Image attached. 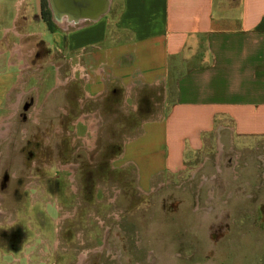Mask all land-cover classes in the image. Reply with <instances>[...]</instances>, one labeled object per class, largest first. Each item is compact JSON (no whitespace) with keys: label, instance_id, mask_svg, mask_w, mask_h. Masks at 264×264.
I'll list each match as a JSON object with an SVG mask.
<instances>
[{"label":"rangeland","instance_id":"obj_1","mask_svg":"<svg viewBox=\"0 0 264 264\" xmlns=\"http://www.w3.org/2000/svg\"><path fill=\"white\" fill-rule=\"evenodd\" d=\"M43 3L40 18L49 13L57 28L49 1ZM46 40L23 45L32 49H24L23 59L11 58L16 66L6 71L23 90L10 96L14 102L18 92L21 101L8 140L0 142V264H264V169L243 187L228 182L231 155L223 137L221 174L203 181L212 171L194 172L196 166L204 156L212 164L218 153L213 134L204 130L209 123L195 120L177 130L202 148L185 154L186 168L161 174L164 126L150 123V140L137 142L139 157L128 138L137 126V103L139 114L143 107L150 115L163 112L173 86L128 94L118 82L101 89L99 75L84 60H76L71 83L68 55ZM81 114L90 134L76 125ZM88 136L84 150L80 140ZM121 150L128 151L123 158ZM260 153L254 144L248 154Z\"/></svg>","mask_w":264,"mask_h":264},{"label":"crops","instance_id":"obj_2","mask_svg":"<svg viewBox=\"0 0 264 264\" xmlns=\"http://www.w3.org/2000/svg\"><path fill=\"white\" fill-rule=\"evenodd\" d=\"M40 17L41 0H0V142L8 140L23 90L6 73L16 66L11 58L23 59L24 49H32L23 45L49 39L60 45L57 53L71 58L73 81L80 66L75 68L76 60H84L99 75L101 89L118 82L128 94L134 88L143 93L173 86L174 96L163 112L150 115L143 107L139 114L137 103V126L128 138L135 140L131 151L139 157L143 149L137 142L150 140V123L164 126L161 174L186 168L185 154L202 148L193 147V135L177 130L179 123L195 120L209 123L204 130L213 134L218 153L212 164L207 166L204 156L196 166L194 172L212 171L203 181L221 174L217 166L221 168L225 153L223 137L231 155L228 182L240 181L243 187L255 170L264 169V0H112L97 21L67 22L52 31ZM254 144L262 150L255 157L248 154ZM3 152L2 147L0 163ZM127 153L121 150L120 157ZM149 178L152 184L155 178ZM209 194L213 201L214 192Z\"/></svg>","mask_w":264,"mask_h":264},{"label":"water","instance_id":"obj_3","mask_svg":"<svg viewBox=\"0 0 264 264\" xmlns=\"http://www.w3.org/2000/svg\"><path fill=\"white\" fill-rule=\"evenodd\" d=\"M53 21L60 25L63 18L78 24L83 21H97L105 15L110 6L109 0H48ZM62 27V25H60Z\"/></svg>","mask_w":264,"mask_h":264},{"label":"flooded vegetation","instance_id":"obj_4","mask_svg":"<svg viewBox=\"0 0 264 264\" xmlns=\"http://www.w3.org/2000/svg\"><path fill=\"white\" fill-rule=\"evenodd\" d=\"M41 17H42V14H41ZM43 22H44V21H43ZM45 25H46V24H45ZM46 28L48 29L47 25H46ZM61 57H62V56H61ZM67 57H68V58L70 59V61H71V58H70L69 56H67ZM59 58H60V57H59ZM62 58H64V57H62ZM67 61H68V59H67ZM67 63H68V62H67ZM71 63H72V62H71ZM72 81H73V80H72V78H71L70 82L72 83ZM69 84H70V83H69ZM56 88H58V87H55L54 89H56ZM99 95L102 96L101 93H100ZM100 96H99V97H100ZM86 99H87V98L83 95L82 99H81V100H78V103L83 105V104L85 103L84 101H85ZM81 109L83 110L84 108L82 107ZM86 117H87V116H86L85 114H81V115L78 117V119L76 120V122H77L76 125H79L80 123H82V124H81V125H82V128L85 127V130L87 129L88 133L90 134V131H89V125L86 126V125L84 124L83 120H82V119H85ZM24 118L26 119L27 117H24ZM30 118H31V119H30ZM79 118H80V119H79ZM29 120H31L33 124H36V125L39 124L38 121L34 122V121L32 120V117H31V116L29 117ZM81 120H82V121H81ZM96 129H97V127H96ZM57 133H58V132H57ZM58 134H59V133H58ZM89 134H88V135H89ZM89 136H90V135H89ZM89 136H88L86 139H84V140H80V145H81V147H83L84 150H85V148H86V144H85V142H87V141L90 139ZM74 143H75V140L73 139L72 142L70 143V146H72L73 148L76 147V145H74ZM77 150H79V148H77ZM71 155L74 156V154L72 153V151H71V153H70V156H71ZM68 161H69V160H68ZM68 161L66 162V165H67V164H70V165L73 164V165H75L74 162H68ZM79 167H80V165H77V164H76L74 168H75V169H78ZM71 168H72V167H71ZM69 176H70V175H69ZM70 181H71V180H70Z\"/></svg>","mask_w":264,"mask_h":264},{"label":"trees","instance_id":"obj_5","mask_svg":"<svg viewBox=\"0 0 264 264\" xmlns=\"http://www.w3.org/2000/svg\"><path fill=\"white\" fill-rule=\"evenodd\" d=\"M41 7L43 8V9H46V6H45V4L43 3V0H42V2H41ZM46 12V11H45ZM49 12V11H48ZM41 14H42V12H41ZM49 16H50V14L49 13H45V18L43 19V21H44V23L47 25V27H48V30L49 31H52L53 30V28H52V24H51V22H50V20H49Z\"/></svg>","mask_w":264,"mask_h":264},{"label":"bare ground","instance_id":"obj_6","mask_svg":"<svg viewBox=\"0 0 264 264\" xmlns=\"http://www.w3.org/2000/svg\"><path fill=\"white\" fill-rule=\"evenodd\" d=\"M110 2L112 1V0H109ZM60 23V25H62L63 27H65L66 26V23L67 22H71V21H69L68 19H65V18H63L62 20H60L59 21Z\"/></svg>","mask_w":264,"mask_h":264}]
</instances>
